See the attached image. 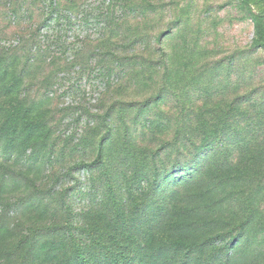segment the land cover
<instances>
[{"label":"rangeland","instance_id":"obj_1","mask_svg":"<svg viewBox=\"0 0 264 264\" xmlns=\"http://www.w3.org/2000/svg\"><path fill=\"white\" fill-rule=\"evenodd\" d=\"M74 1V14L64 11L72 28L38 30L46 17L36 1L0 0V63H15L9 74L21 79L23 109L34 107L31 120L51 134L45 147L21 137L10 146L14 116L0 140V264H57L73 251L70 222L91 229L96 214H108L109 178L88 166L111 136L106 160L124 183L123 224L132 223L120 236L131 244L127 259L175 264L194 248L189 264H264V0H131L129 26L148 52L128 81L123 71L90 76L98 63L82 41L99 31L81 16L103 0Z\"/></svg>","mask_w":264,"mask_h":264},{"label":"trees","instance_id":"obj_2","mask_svg":"<svg viewBox=\"0 0 264 264\" xmlns=\"http://www.w3.org/2000/svg\"><path fill=\"white\" fill-rule=\"evenodd\" d=\"M35 1L40 6L42 16L46 17L38 30H40L43 25L47 26L51 22H55L57 25H65L67 29L73 27L71 18L65 15L67 13L64 11L69 10V12L71 11L74 14V10L78 8V5L74 0L69 2L70 8L62 6L61 0H32L31 3L34 4ZM133 7H135V4L133 5L131 0H103L102 3H100L92 12L81 16V21L83 25L86 26L85 29H97V31H99L96 33L99 37L95 42L89 41V36L82 41L85 42V45L86 42L89 43L87 47H89V51H92V58L98 63L95 67H92L90 76L95 77L96 73H98L102 77L106 78L109 76V78H111L115 73L123 71V73H121L122 79L126 77L128 81L133 77L131 72L134 71L135 68L131 70L130 66L136 65L138 60L144 58V54L148 52L147 48L143 50L138 48L141 34L133 31L129 26V14H127L126 11L133 10ZM119 10H121V12H119ZM62 21H65V23L63 24ZM157 40L159 44L161 41L159 38ZM79 53L81 54L82 52ZM16 60V58H13L12 61ZM2 65L3 63H0V125L2 126L0 140L5 142V138L7 137L5 133L9 129L11 119L16 116V128L11 137L15 140L13 142L10 141V146L15 144L18 137H21L23 143H31L30 145L39 144L45 147V143L48 142L51 137L50 129H48L46 124L40 120H31V114L36 112L34 107L30 106L26 108V110L23 109L25 108L24 103L19 99L17 94L19 87L21 86V79L9 74L10 68L16 66L15 63L6 68L2 67ZM100 68L102 69L100 70ZM83 72L90 73V70L85 69ZM152 123L153 124H151L149 128L157 131L158 126H156L154 122ZM197 123H202L201 118H197ZM197 126L192 134H198L200 136L199 131L205 132L206 128L204 124L199 127ZM185 132L188 133V131ZM191 137L187 142L191 143ZM204 137L205 140L209 139V135L207 134ZM112 138L113 136L103 138L100 143V153L97 160L88 166L96 169H101L102 167L105 175L109 178L106 184L107 192L106 194H102V203L109 207V212L106 215L96 214L95 216L97 217L98 222L96 224L94 223V225L97 226L91 229L87 226H75L70 222L67 235L69 236V242L73 245V251L65 260L57 262V264H145V258L139 256V253H134L135 257L133 259H127L126 255L129 256L131 252L126 249H128V246L131 244H128L127 242L123 244L124 240L120 237L126 236L127 229L132 226V223H130V221L127 224H123V221H127V218L125 217L127 199L123 196V192L125 191L124 183L121 180L119 181L118 173H114V170L116 168L118 169V167L114 166L115 164L113 165L112 156L108 154L106 160L104 144H107L108 140ZM0 144H2L1 141ZM193 144L192 148L196 150L197 154H200L202 147L200 148L196 146V143ZM125 145L126 149H128L126 150V153L136 157V151L134 150L136 149L135 142L129 140ZM212 149L214 150V148ZM199 157H201V155H198L197 159ZM158 162L160 161L158 160ZM178 165H181L180 162ZM143 167V164H141L134 176L139 177L143 174L141 170ZM164 167L165 166L162 165L161 170H152V179H158L162 176L160 172L165 170ZM177 168L179 171L183 169L181 166H178ZM198 170L200 169H197V171ZM194 171L195 168L191 169L188 173L192 175ZM149 177H151V175H149ZM144 181L147 182V185L150 184L148 180ZM145 191L146 188H141L140 190L141 194ZM129 197H131L132 202H134L138 196L136 192L134 193L131 191ZM131 217L132 216L130 215L129 219ZM176 227L178 229V235H181V233H179L180 231H186L184 229V224ZM189 233L194 234L191 231H189ZM132 236L134 235L132 234ZM110 240L115 244V251L111 248L112 244ZM164 250L165 247L160 248L157 252L161 253ZM194 256L195 252L193 248L189 254L185 255V260L182 256H178V261L175 264H189V261L191 260L190 258H193Z\"/></svg>","mask_w":264,"mask_h":264}]
</instances>
